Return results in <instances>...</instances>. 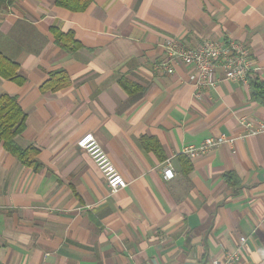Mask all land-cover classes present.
Segmentation results:
<instances>
[{
  "label": "crops",
  "instance_id": "0c3cea01",
  "mask_svg": "<svg viewBox=\"0 0 264 264\" xmlns=\"http://www.w3.org/2000/svg\"><path fill=\"white\" fill-rule=\"evenodd\" d=\"M171 40L244 43L264 82V0H92L82 11L0 0V53L21 79L0 76V94L17 97L15 142L38 162L0 142V264H212L226 251L264 264V132H248L264 124V99L221 66L212 87L177 59L166 72ZM58 69L67 85L43 88ZM89 132L125 187L110 191L77 145ZM221 135L204 153L182 151Z\"/></svg>",
  "mask_w": 264,
  "mask_h": 264
},
{
  "label": "built area",
  "instance_id": "2783aa9c",
  "mask_svg": "<svg viewBox=\"0 0 264 264\" xmlns=\"http://www.w3.org/2000/svg\"><path fill=\"white\" fill-rule=\"evenodd\" d=\"M167 58L162 63V68L166 72L172 71V60H180L183 64L194 69L191 78L200 86L214 85L212 73L217 66H221L227 78L234 80H247V74L252 68V61L249 58V49L244 43L226 40L215 42L205 40L201 43L183 44L178 41H168L165 44ZM246 123V126H249ZM264 132V124L257 128H249L248 132ZM224 135L218 138L208 137L196 145H188L183 148V153L188 156H195L204 153L217 144L228 141ZM77 145L84 149L93 159L96 166L101 171L106 185L110 191H115L126 186L127 182L122 173L115 167L104 149L98 144L92 133L84 134L77 141ZM162 176L165 180H170L174 176V171L169 159L165 160L162 168ZM243 241L244 237H240ZM237 260V253L226 251L223 259H213L212 264H233Z\"/></svg>",
  "mask_w": 264,
  "mask_h": 264
},
{
  "label": "trees",
  "instance_id": "16d2710c",
  "mask_svg": "<svg viewBox=\"0 0 264 264\" xmlns=\"http://www.w3.org/2000/svg\"><path fill=\"white\" fill-rule=\"evenodd\" d=\"M92 0H55L56 5L68 8L70 10L82 11L87 8ZM57 35V41L61 47L71 51L77 47V43L70 41V33H62L54 30ZM17 63L11 61L0 53V76L6 79L17 78ZM51 77L44 82L43 88L57 90L68 83L66 73L63 69L53 71ZM255 78V77H253ZM252 74H247V81L252 88L251 96L255 100L263 102L264 99V82L259 79H253ZM25 113L21 109L17 97L7 93L0 94V142L2 145L16 156L22 163L37 167L38 162L35 158L37 148L29 145L25 148L20 147L15 142V136L22 132L24 128ZM229 176V175H228Z\"/></svg>",
  "mask_w": 264,
  "mask_h": 264
}]
</instances>
